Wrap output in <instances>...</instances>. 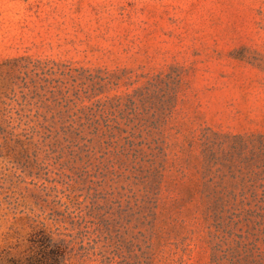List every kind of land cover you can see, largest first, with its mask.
<instances>
[{
    "label": "rangeland",
    "instance_id": "obj_1",
    "mask_svg": "<svg viewBox=\"0 0 264 264\" xmlns=\"http://www.w3.org/2000/svg\"><path fill=\"white\" fill-rule=\"evenodd\" d=\"M0 264H264V0H0Z\"/></svg>",
    "mask_w": 264,
    "mask_h": 264
}]
</instances>
